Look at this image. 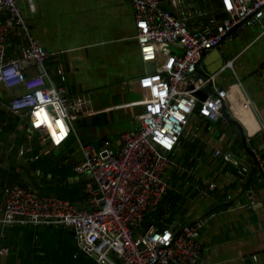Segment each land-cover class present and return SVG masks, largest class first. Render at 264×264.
<instances>
[{
	"label": "crops",
	"instance_id": "obj_1",
	"mask_svg": "<svg viewBox=\"0 0 264 264\" xmlns=\"http://www.w3.org/2000/svg\"><path fill=\"white\" fill-rule=\"evenodd\" d=\"M18 1L30 32L51 52L45 65L51 82L63 85L69 95L90 97L92 111L77 118L75 132L54 145L31 127L26 112L12 107V99L26 90L25 85L0 82V185L22 183L58 195L61 188L77 189L75 201L90 207L87 184L92 176L74 169L84 158L80 143L100 146L110 140L116 148L121 145L122 133L135 129L144 108L146 90L140 77L157 71L164 58H142L135 10L128 0ZM161 4L185 19L193 31H208L215 24L212 18L220 22L228 15L224 0H162ZM262 17L205 53L199 67L201 73L216 74L212 87H203L206 97L213 89H229L227 108L241 123L246 142L264 169ZM171 47L183 51L182 43ZM39 69L30 66L31 71ZM23 145L30 149L21 153ZM217 150L232 152L239 163L224 159ZM172 156L170 188L157 209L158 226H171L175 220L179 225L203 221L200 264H264V174L239 126L227 119L215 124L194 112ZM248 193L256 197L252 206L246 205ZM3 213L0 191V264H99L79 252L71 227L5 223Z\"/></svg>",
	"mask_w": 264,
	"mask_h": 264
},
{
	"label": "built area",
	"instance_id": "obj_2",
	"mask_svg": "<svg viewBox=\"0 0 264 264\" xmlns=\"http://www.w3.org/2000/svg\"><path fill=\"white\" fill-rule=\"evenodd\" d=\"M128 1L135 10L142 58H164L157 71L140 77L146 94L144 108L137 116L139 124L122 133L117 148L110 140L100 146L80 143L84 158L74 164V169L91 173L87 184L90 207L14 183L0 188L2 220L71 227L79 249L99 264H200L199 229L203 221L183 223L170 230V226L159 227L153 213L170 188L172 152L195 112L199 101L196 91L216 76L200 72L203 55L235 31L261 21L264 0H224L227 17L220 22L212 18L215 24L208 31L191 30L185 19L162 6V0ZM16 34L24 36L25 41ZM175 42L182 43L181 53L172 50ZM11 47L16 51L11 52ZM50 55L30 32L19 1L0 0V82L10 87L25 85L26 90L12 99L13 109L26 112L32 128L60 145L75 132L74 121L92 111L91 98L69 95L63 85L51 82L45 66ZM30 66L41 70L31 71ZM58 73L64 80L61 67ZM229 99L228 88H217L201 101L199 115L218 119ZM27 148L21 146V153ZM216 153L239 163L230 151ZM247 170L242 167V173ZM255 202L254 194L248 193L246 205Z\"/></svg>",
	"mask_w": 264,
	"mask_h": 264
},
{
	"label": "water",
	"instance_id": "obj_3",
	"mask_svg": "<svg viewBox=\"0 0 264 264\" xmlns=\"http://www.w3.org/2000/svg\"><path fill=\"white\" fill-rule=\"evenodd\" d=\"M262 19L264 20V16L262 17ZM199 70H200V67H199ZM210 85H211V87H212V82L210 83ZM213 93L215 92V90L213 89V91H212ZM196 94L198 95V97H199V101H198V103H197V106L195 107V112H197V113H199V111H200V107H201V101L203 100V99H205L206 98V95H207V93L203 90V89H199V90H197L196 91ZM205 119L206 120H208V121H210V122H212V123H215V124H218L220 121H222V120H224V119H227L229 122H231V123H234V124H236L237 126H239V128L241 129V132H242V135H243V139H244V141H245V144H246V147L251 151V153L255 156V164L256 165H258V167L261 169V174L263 173L264 174V169H263V163H262V160H261V158L254 152V151H252V149L248 146V144H247V142H246V140H247V137H246V133H245V131H244V129H243V127H242V125H241V123L233 116V114L231 113V111L227 108V104L225 103L224 104V106H223V108H222V113H221V115H220V117L218 118V119H216V120H213V119H211V118H209V117H205ZM90 175H91V173L90 172H88ZM244 187H246V186H244ZM52 225V224H51ZM179 225V221H177V220H175L172 224H171V226H170V230H175L176 228H177V226ZM59 227H61V228H65V226L64 225H59ZM67 230H68V228H67ZM72 232L74 233V230L72 229Z\"/></svg>",
	"mask_w": 264,
	"mask_h": 264
},
{
	"label": "trees",
	"instance_id": "obj_4",
	"mask_svg": "<svg viewBox=\"0 0 264 264\" xmlns=\"http://www.w3.org/2000/svg\"><path fill=\"white\" fill-rule=\"evenodd\" d=\"M10 50H13V51H16V49H14L13 47H11L10 48ZM63 80V79H62ZM14 184V183H13ZM19 184H21L22 185V183H19ZM10 185H12V184H10ZM4 186H6V185H4ZM3 185H0V188H2V187H4ZM64 187H66V186H64ZM67 188H61L58 192L60 193L59 195L60 196H62V197H65V198H69V199H71L72 201H75L76 200V198L78 197V191H77V189H73V190H66ZM36 190V189H35ZM64 194V195H63ZM76 202V201H75ZM82 207H84V206H82ZM153 217H155V218H157V211H155L154 213H153ZM27 223H32V222H27ZM19 224H24V223H19ZM74 237H75V235H74ZM78 246V245H77ZM78 250H79V252H81V253H84L85 255H87V256H89V257H91V258H93L92 256H90L89 254H87L86 252H84V251H82L81 249H79V247H78ZM94 259V258H93ZM95 260V259H94ZM96 261V260H95Z\"/></svg>",
	"mask_w": 264,
	"mask_h": 264
},
{
	"label": "bare ground",
	"instance_id": "obj_5",
	"mask_svg": "<svg viewBox=\"0 0 264 264\" xmlns=\"http://www.w3.org/2000/svg\"><path fill=\"white\" fill-rule=\"evenodd\" d=\"M163 6V5H162ZM148 221L151 223L152 222V220L150 219V218H148Z\"/></svg>",
	"mask_w": 264,
	"mask_h": 264
},
{
	"label": "clouds",
	"instance_id": "obj_6",
	"mask_svg": "<svg viewBox=\"0 0 264 264\" xmlns=\"http://www.w3.org/2000/svg\"><path fill=\"white\" fill-rule=\"evenodd\" d=\"M56 225V224H55ZM159 239V238H158ZM165 239H167V236L165 237Z\"/></svg>",
	"mask_w": 264,
	"mask_h": 264
}]
</instances>
